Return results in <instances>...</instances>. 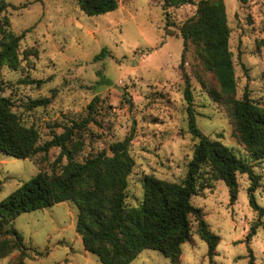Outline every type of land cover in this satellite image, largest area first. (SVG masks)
<instances>
[{"label":"rangeland","instance_id":"obj_1","mask_svg":"<svg viewBox=\"0 0 264 264\" xmlns=\"http://www.w3.org/2000/svg\"><path fill=\"white\" fill-rule=\"evenodd\" d=\"M116 1L115 11L89 17L77 0H3L2 15L12 33L23 38L20 66L0 68V97L10 100L23 126L37 132L38 145L87 120L73 137L79 141L77 162L108 155L112 144L131 135L128 150L134 165L125 204L135 207L142 202L145 175L172 183L185 177L196 144L187 128L183 92L188 86L197 128L248 164L257 177L253 196L262 216L248 205L251 182L246 174L236 175L238 192L231 201L227 187L211 180L205 166L190 203L218 237L215 255L208 258L191 217L190 238L179 255L143 250L129 264H248L251 255L253 264H264V159L250 158L231 116V101L244 93L264 108V0H223L236 86L231 97L219 93L192 44L182 58L178 26L195 16L200 0L167 9L168 18L162 0ZM102 48L107 57L94 61ZM30 50L36 55H27ZM44 98L49 100L46 106L26 108L28 101ZM58 155L57 148L28 159L0 152V201L38 173L59 174L66 161L54 163ZM76 217L75 207L66 201L14 218L2 230L18 233L25 251L0 258V264H100L83 249ZM254 225L255 234L246 241Z\"/></svg>","mask_w":264,"mask_h":264},{"label":"trees","instance_id":"obj_2","mask_svg":"<svg viewBox=\"0 0 264 264\" xmlns=\"http://www.w3.org/2000/svg\"><path fill=\"white\" fill-rule=\"evenodd\" d=\"M77 3L89 17L117 9L116 0H77ZM190 3V0H162L164 16L168 18L167 9ZM5 8L3 0H0V68L5 66L15 70L20 66L18 48L23 34L16 36L12 33L8 19L2 15ZM170 25L166 23L165 27ZM178 33L183 45L182 58L187 45L192 44L203 67L213 74L219 93L233 96L236 86L223 0H200L196 4L195 16L178 26ZM262 44L264 47V40ZM107 54V50L102 48L93 60L103 59ZM27 55H36V51L30 50ZM183 96L187 104L188 133L196 140L185 177L180 183H172L145 175L141 180L142 202L135 207L125 204L127 177L134 165L128 150L131 135L112 144L108 155L99 153L77 162L75 155L80 150L79 141L73 142V137L87 120L81 124L73 123L62 134L38 145L37 132L32 127L23 126L13 113L10 100L0 97L2 154L15 159H28L57 148L59 155L54 163H59L62 158L66 161L59 174L48 176L38 173L0 201V258L14 251H25L20 235L13 230L3 231L4 225L23 213L69 201L77 211L75 232L83 249L95 255L100 264H129L143 250L157 251L165 257L174 258L179 255L180 246L190 238L191 217L197 221V234L206 243L207 256L211 259L215 255L218 237L209 231L201 210L190 203V199L199 192L198 183L205 166L209 168L211 180L222 181L227 187L231 201L235 200L238 192L236 175L246 174L251 182L247 191L248 205L261 217L262 209L253 196L257 177L251 167L219 142L209 140L197 128L188 86ZM48 103L47 98L30 100L26 108L32 110ZM231 116L239 140L250 158L263 160L264 108L244 93L240 99L231 101ZM256 226L250 228L246 241L255 234ZM253 260L251 255L248 264H253Z\"/></svg>","mask_w":264,"mask_h":264}]
</instances>
